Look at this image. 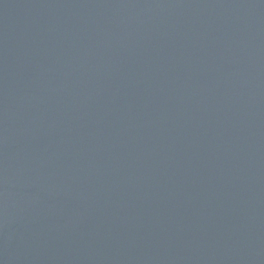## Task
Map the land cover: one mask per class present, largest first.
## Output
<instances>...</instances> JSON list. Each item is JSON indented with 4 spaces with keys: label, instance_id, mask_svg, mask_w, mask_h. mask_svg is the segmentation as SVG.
Instances as JSON below:
<instances>
[{
    "label": "water",
    "instance_id": "obj_1",
    "mask_svg": "<svg viewBox=\"0 0 264 264\" xmlns=\"http://www.w3.org/2000/svg\"><path fill=\"white\" fill-rule=\"evenodd\" d=\"M0 264H264V0H0Z\"/></svg>",
    "mask_w": 264,
    "mask_h": 264
}]
</instances>
